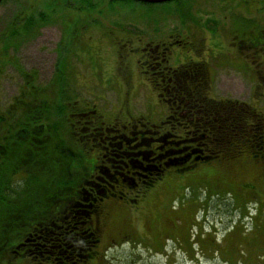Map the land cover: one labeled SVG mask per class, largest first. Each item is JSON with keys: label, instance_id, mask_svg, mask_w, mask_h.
<instances>
[{"label": "rangeland", "instance_id": "rangeland-1", "mask_svg": "<svg viewBox=\"0 0 264 264\" xmlns=\"http://www.w3.org/2000/svg\"><path fill=\"white\" fill-rule=\"evenodd\" d=\"M28 19L33 24L25 26ZM249 33L264 37V0H175L155 5L110 0L1 1L0 116L9 127L29 102L43 94L49 103L57 100L58 61L66 107L72 98L73 112H88L94 126H125L142 116L157 123L169 113L168 105L160 101L156 80L151 79L155 65L144 66L142 58L143 47L149 44L153 49L160 42L171 43L164 51L174 67L205 63L211 79L206 85L208 96L236 103L243 110L244 121L238 120L243 131L232 133L236 154L214 162L243 163L238 180L216 181L209 175L215 164L199 165L188 172L166 171L148 190L140 185L126 189L128 199L108 196L99 201L90 229L95 231L101 218V231L88 264H264V163L259 158L264 151V44L250 50L233 45L242 37L251 38ZM31 78L35 95L25 98ZM21 95V109L14 112ZM66 112L71 121L70 108ZM67 127L73 157L69 167L75 172L57 174L65 183L60 186L63 190L73 180L83 181L92 174L99 150L97 141L77 142L81 125L73 127L75 134L70 123ZM43 171L39 188L44 189L54 172H48L49 167ZM19 174L11 179L17 187L12 194L16 206L24 203L25 191L30 192L23 185L26 177ZM60 210L61 205L45 215L32 210L42 218L14 231L0 251V264H49L45 257L50 253L32 243L33 251L26 257L12 247L32 230V224L49 222Z\"/></svg>", "mask_w": 264, "mask_h": 264}, {"label": "flooded vegetation", "instance_id": "flooded-vegetation-1", "mask_svg": "<svg viewBox=\"0 0 264 264\" xmlns=\"http://www.w3.org/2000/svg\"><path fill=\"white\" fill-rule=\"evenodd\" d=\"M242 18H240L241 21H243ZM242 35L243 37H248V33H242ZM249 35H252L251 38L243 39L242 37L233 45L238 49L250 50L257 48L259 43L264 44V37L253 35V33H249ZM175 43L179 46L181 44L180 41ZM160 44H162V48L159 46ZM164 44L166 42H160L153 49H151L149 44L143 47L144 56L142 60L144 61V66L149 65V62L155 65L151 79L156 80L157 94L160 101L166 102L168 105L166 107L169 113L166 117L160 118L157 123H153L142 116L139 119H132L125 126L114 123V125L100 128L94 126V122L88 119V116H86L88 112L80 110L81 112L74 114L72 112L70 115L72 118L69 123L72 129L73 127H78V125L82 126L77 142H81L80 144H88L91 141L98 142L99 150L95 156L92 174L88 178L95 179L97 177L96 172H115L125 177V180L116 179L113 185L104 184L102 189L99 185L100 192L96 193L98 198H95V195L91 192L92 189L89 188L87 189L90 190L86 194L87 198H83L81 193L77 192L78 196L60 204L61 210L57 213V218L53 217L51 219L54 221L52 226L55 229L61 231L64 229L65 231L54 233L52 239L61 243L65 248L62 251L48 250L50 256L45 257L47 263L88 264L92 260L95 255L93 249L99 242L97 234L101 231V218H97V228L94 231L90 229L91 216L97 211V203L108 196L128 199L126 197L128 192L126 189L132 190V187L140 185L144 190H148L162 179L165 173L171 170L188 172L195 170L199 165L208 166L215 164L209 175L215 177L216 181L224 178L227 182H234L241 177L239 170L242 168L243 163L235 161L214 163L222 159L233 158L234 154H236L237 140L232 133L243 130L237 128V122H228L232 117L229 112L234 113V106L232 104L226 105L225 101L216 100L208 96L206 85L208 86V81H211V79L207 72L208 66L205 63L200 64L197 62L194 64V62H187L181 64L180 67H174L169 64L170 60L165 57L166 52L164 51L171 47V43L166 46ZM59 64L60 62L58 61L55 70L56 79L54 86L57 87L58 91L56 102L51 101L49 103V101L42 99L46 94H43V97L40 98L42 99L41 101L40 99H35L32 103L29 102L26 111H23L21 116L17 118L16 123L12 124L13 127H9L10 125L5 123L3 116H0V160L6 155V149L9 145L10 155L16 165L14 177L19 173L26 172L24 175L22 174L25 178L29 172H34V160L36 158H41L47 162L51 160L50 154L43 153L44 155H40L35 148V144L48 143L55 132L65 145L62 153L59 154V159L67 155L66 146L69 130L67 127L65 87H63L61 72L58 68ZM147 73L148 71L144 70V74L147 75ZM26 84L25 82L24 87ZM27 88L28 94L25 98L34 97L32 78L31 83L27 84ZM23 99V95L17 97L14 112L21 109L20 102ZM209 101H213L214 103L211 102L213 104L221 103L223 107L219 109V106H215V110H213V107L209 105ZM59 107L63 110L57 115L56 108ZM41 111L44 112L43 120L34 121V116L40 118ZM50 114L53 117L52 121L50 120ZM26 116L30 121L20 122ZM20 124H26L27 130H19ZM54 124H57L55 127L56 131L53 128ZM235 126L236 128L234 129ZM73 130L75 134V129ZM176 130L181 131V133L177 134ZM20 131L22 133H19ZM84 131L87 133H84ZM12 134L15 135L16 139L11 138ZM71 134L74 135L73 133ZM6 141L9 144H5ZM261 150H263L262 146L258 148L259 153ZM259 158L260 162L264 163V151ZM19 159H22L26 164L19 167ZM68 171L75 172L70 168ZM171 176H173V172H171ZM172 180L177 182L174 177ZM100 195L102 197H99ZM89 198L96 202V206L94 205L95 209L92 212V206L87 205L88 201H90ZM132 202L135 203V201ZM76 208H80L85 214L91 213H89L90 215H88L86 221L74 223L71 233H68L66 231V228L69 227L67 224H73V221L69 219L71 216L69 211ZM67 213L69 214L67 215ZM82 230L83 232H81ZM88 231L91 232L88 236L94 241L90 243L91 245L88 246V249H85L84 247L87 245L85 242L89 241V237H84V234L88 233ZM29 233L22 236L21 242L18 243H22L20 246L25 245L24 242L29 241L31 237V233ZM111 243L115 245L114 238ZM17 245H15V249L20 251ZM13 252L16 251L14 250ZM19 256L24 255L19 254ZM96 261L100 262V260Z\"/></svg>", "mask_w": 264, "mask_h": 264}, {"label": "trees", "instance_id": "trees-1", "mask_svg": "<svg viewBox=\"0 0 264 264\" xmlns=\"http://www.w3.org/2000/svg\"><path fill=\"white\" fill-rule=\"evenodd\" d=\"M111 2L114 1H130V0H110ZM175 1V0H173ZM143 4V3H140ZM149 5V4H146ZM40 18L43 19L46 18L44 15L40 14L39 15ZM243 20H246L245 18H242ZM247 22V20H246ZM248 22H254V20H249ZM31 24H33L31 22L30 19L27 20L25 26H30ZM208 100V99H207ZM213 110H215V106H219V109L223 107V105L221 103H215L213 101H209ZM213 102V103H211ZM225 104H232V106H234V113H230L232 114V117L229 119V123L231 122H237L238 120H243L244 118L241 116V114H243V110L236 104L233 102H227L225 101ZM69 106L66 107L70 108V115L73 112V108H74V103H72V98L70 100V104H68ZM71 106V107H70ZM60 108V109H59ZM56 108L57 109V115L63 110H61V107ZM218 109V110H219ZM214 112V111H213ZM216 113V112H214ZM43 114L44 112L41 111L40 112V118H36V116H34V121L35 120H43ZM74 114V112H73ZM69 115V114H68ZM54 116H55V112H54ZM69 117H67V124H69L70 120H68ZM28 117L26 116L25 118L21 119L20 122H29L28 121ZM50 120H53L52 114H50ZM246 120V119H245ZM55 121V119H54ZM246 124V122H244ZM243 125V124H242ZM260 122H258V128H259ZM57 124L53 125L54 131H56V127ZM237 126V125H236ZM236 126L234 127V129L236 128ZM250 127V126H249ZM233 128V126H232ZM238 129L242 130V128H240L239 126L237 127ZM19 130H23L26 131L27 130V125L26 124H20L19 125ZM233 130V129H232ZM237 130V129H236ZM19 133H22V131H20ZM177 134H180L181 131H177ZM15 138V135L12 134L11 138ZM40 143V144H35V148L39 151V154L42 155L43 153H47L51 155V160L49 162L40 159H35L34 160V172L36 169H38L39 172H29V174L26 176V178L24 179V186L27 187L28 190H30V192H26V195L24 197H26L24 199V203L23 204H19V205H14L12 202V194L14 193L15 189L17 187H15L16 185H14V182L11 181V179H13L14 175L16 174V172H14V169L16 168L15 162L12 159L11 155H10V150H9V145L8 148L6 149V155L2 158V160H0V251L4 248L5 244L9 241V239L11 238L12 234L14 233V231L18 228L23 226L25 223H27L28 221H30L31 219L34 218H42V216L38 215V214H34L31 211L38 209V210H42L43 215L46 214V210L54 208V207H58L61 203H65L67 200H69L70 198H73L75 196H78V193L83 196V198H87L86 194L88 191L87 189H92V194L95 195V198H98V195H96L97 192H100V187L102 189L104 184L107 185H113L116 181V179H121V180H125V177H123L122 175H120L119 173H115V172H96V178L95 179H91V178H86L83 181H79V182H75L74 180L72 181V185L65 187V189L63 190V184L65 185V183L63 182V180H58L57 177L59 175L60 172H66L69 170V165H70V159H71V155L70 153L72 152V150L70 149V147H68V143H67V155L62 158L59 159L60 157V153H62L63 149L65 148L64 143L58 138V135L56 134V132L54 133V135L51 136V139L49 140L48 143ZM5 144H9L8 141H6ZM260 147V145L258 146V148ZM44 155V154H43ZM55 158V159H53ZM73 158V157H72ZM70 160V161H69ZM49 165H48V164ZM23 164H26L25 162H23L22 159H19V167H21ZM68 166V168H67ZM47 167H49V171L48 172H54L53 175V180L51 179L49 181V183L46 185V187L43 188H39L41 186V176H42V172H44L43 170L47 169ZM58 174V175H57ZM52 176V175H51ZM114 181V182H113ZM31 183L33 185H31ZM100 185V187L98 188V186ZM60 186H63L62 188ZM78 192V193H77ZM17 194V193H16ZM24 194V193H23ZM99 197H102L101 195ZM90 200V198H89ZM96 202L93 201V199H91L90 201H88L87 205H91L92 209L91 212L95 209V204ZM39 205V206H37ZM45 205V206H44ZM95 205V206H94ZM46 207V208H43ZM71 212V216H70V220L73 221L72 223H68L66 228V231H71L74 223H80V222H84L87 220L88 215H90L89 212L88 214H85V212L83 210H81L80 208H76ZM69 213H67L68 215ZM54 221H49L46 223H39L38 225H35L33 227L32 224V230L30 231L31 233V237L29 239V241L24 242L25 245L20 247V244H18L17 246H19L20 254L26 256H29L33 249L30 246L31 243L32 245H34L35 247H38L41 249V251L45 252L48 250H56V251H62V249L65 248V246L63 247L61 243L56 242L55 240L52 239V235L54 233H61L64 232L65 230L63 229L58 230L53 228L52 224ZM17 226V227H15ZM27 227V226H25ZM83 232V230L81 231ZM29 233V231L27 232ZM26 233V234H27ZM29 233V234H30ZM88 234L90 235L91 232L88 231V233L84 234V237H87ZM89 237V236H88ZM89 241H86L85 243L87 244L84 248L88 249V246L91 245L90 243L93 242L94 240L92 238H88ZM61 246V247H60ZM44 247V248H43ZM12 248H16L15 246H13ZM36 248V249H38ZM83 253V252H82Z\"/></svg>", "mask_w": 264, "mask_h": 264}, {"label": "water", "instance_id": "water-1", "mask_svg": "<svg viewBox=\"0 0 264 264\" xmlns=\"http://www.w3.org/2000/svg\"><path fill=\"white\" fill-rule=\"evenodd\" d=\"M1 1L2 0H0V3ZM130 1L139 2L143 4L155 5V4H163V3L171 2L173 0H130Z\"/></svg>", "mask_w": 264, "mask_h": 264}]
</instances>
